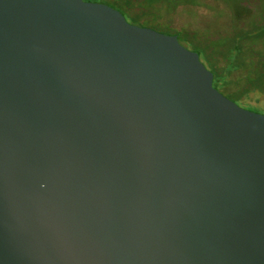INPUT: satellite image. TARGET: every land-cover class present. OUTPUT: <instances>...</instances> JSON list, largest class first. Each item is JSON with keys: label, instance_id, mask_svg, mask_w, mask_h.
<instances>
[{"label": "water", "instance_id": "95a60500", "mask_svg": "<svg viewBox=\"0 0 264 264\" xmlns=\"http://www.w3.org/2000/svg\"><path fill=\"white\" fill-rule=\"evenodd\" d=\"M0 264H264V113L106 3L0 0Z\"/></svg>", "mask_w": 264, "mask_h": 264}, {"label": "trees", "instance_id": "16d2710c", "mask_svg": "<svg viewBox=\"0 0 264 264\" xmlns=\"http://www.w3.org/2000/svg\"><path fill=\"white\" fill-rule=\"evenodd\" d=\"M106 1L126 20L147 18L154 29L156 26L161 32L177 35L178 41L181 38L191 43L189 49L197 52L201 62L212 73L213 86L233 101L257 110L256 105L248 103L247 99L252 91L264 95V0H218L224 4L218 12L222 14L228 10L231 17L226 28L214 33V39H220L214 46L200 43L194 31H176L157 25V12L161 6L172 9L180 4H196L199 0Z\"/></svg>", "mask_w": 264, "mask_h": 264}, {"label": "rangeland", "instance_id": "374dc122", "mask_svg": "<svg viewBox=\"0 0 264 264\" xmlns=\"http://www.w3.org/2000/svg\"><path fill=\"white\" fill-rule=\"evenodd\" d=\"M223 7L224 4L218 0H199L196 4H180L172 9H165L164 6H161L157 12V25H161V27L168 26V28L176 31H194V36H199L200 43L204 45L211 43L210 45L214 46L220 40L214 39V33L226 28L231 17L228 10H224L222 14L218 12ZM127 20L135 25L153 27L147 22V18H135L134 20L128 18ZM155 28L158 31L161 30L156 26ZM179 41L187 48L192 46L191 43L181 38H179ZM249 95L247 102L256 105L257 108V110H250L264 113V95L257 91H252ZM236 103L247 108L245 103L237 101Z\"/></svg>", "mask_w": 264, "mask_h": 264}, {"label": "flooded vegetation", "instance_id": "af4514ba", "mask_svg": "<svg viewBox=\"0 0 264 264\" xmlns=\"http://www.w3.org/2000/svg\"><path fill=\"white\" fill-rule=\"evenodd\" d=\"M92 1H96V0H92ZM100 2H103V3H108V1H104V0H99Z\"/></svg>", "mask_w": 264, "mask_h": 264}]
</instances>
